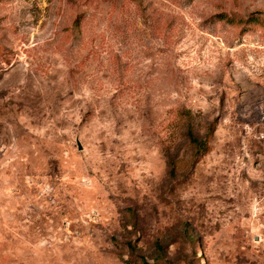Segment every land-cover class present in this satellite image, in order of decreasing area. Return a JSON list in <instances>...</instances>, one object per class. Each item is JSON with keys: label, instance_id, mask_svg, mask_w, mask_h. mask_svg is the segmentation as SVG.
Wrapping results in <instances>:
<instances>
[{"label": "rangeland", "instance_id": "rangeland-1", "mask_svg": "<svg viewBox=\"0 0 264 264\" xmlns=\"http://www.w3.org/2000/svg\"><path fill=\"white\" fill-rule=\"evenodd\" d=\"M144 263L264 264V0H0V264Z\"/></svg>", "mask_w": 264, "mask_h": 264}, {"label": "trees", "instance_id": "trees-1", "mask_svg": "<svg viewBox=\"0 0 264 264\" xmlns=\"http://www.w3.org/2000/svg\"><path fill=\"white\" fill-rule=\"evenodd\" d=\"M213 132V128L212 125L210 126V128L208 129L206 135L202 138V137H198L196 136L192 130H188L187 132V139L189 144L193 147L195 154L197 156H201L203 154H205L208 151V139L207 137L210 136ZM170 176H174V170L172 169L170 171ZM147 264V263H144Z\"/></svg>", "mask_w": 264, "mask_h": 264}, {"label": "water", "instance_id": "water-1", "mask_svg": "<svg viewBox=\"0 0 264 264\" xmlns=\"http://www.w3.org/2000/svg\"><path fill=\"white\" fill-rule=\"evenodd\" d=\"M77 146H78V149H80V145H79V142H77Z\"/></svg>", "mask_w": 264, "mask_h": 264}]
</instances>
